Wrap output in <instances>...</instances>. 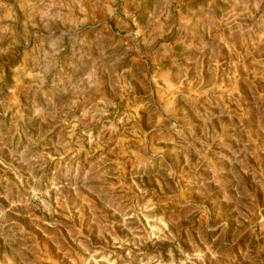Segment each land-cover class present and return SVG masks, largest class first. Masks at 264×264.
Here are the masks:
<instances>
[{
	"label": "rangeland",
	"instance_id": "obj_1",
	"mask_svg": "<svg viewBox=\"0 0 264 264\" xmlns=\"http://www.w3.org/2000/svg\"><path fill=\"white\" fill-rule=\"evenodd\" d=\"M0 264H264V0H0Z\"/></svg>",
	"mask_w": 264,
	"mask_h": 264
}]
</instances>
